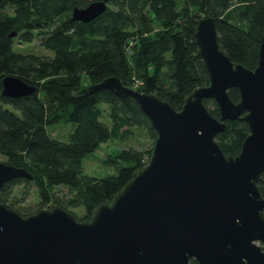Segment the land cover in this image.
Returning <instances> with one entry per match:
<instances>
[{
  "label": "trees",
  "instance_id": "obj_1",
  "mask_svg": "<svg viewBox=\"0 0 264 264\" xmlns=\"http://www.w3.org/2000/svg\"><path fill=\"white\" fill-rule=\"evenodd\" d=\"M90 1L0 0V154L34 174L33 179L5 182L0 201L24 215L33 212H22L10 202L21 182H35L40 208L58 202L72 211L70 206L83 205L82 215L74 213L89 219L151 156L153 146L125 147L108 158L122 164L117 172L97 176L83 171L87 154L103 142L126 139L134 126L146 128L154 142L157 133L132 95L120 97L109 88L81 95L82 85L117 75L132 86L139 78L143 83L138 89L154 91L180 108L196 86L210 81L194 40L197 22L205 13L215 17L220 47L232 60L251 68L259 63L264 0H106L107 10L93 20H72L74 6ZM13 30L16 34L10 35ZM40 34L51 54L15 47L16 40L31 43ZM8 74L36 84L37 90L17 97L3 94L2 79ZM229 94L235 101L241 96L237 87ZM205 102L213 115L221 117L215 99ZM102 104L109 106L110 123L102 117ZM59 121L75 123L69 140L50 134L48 126ZM248 133L246 120L227 119L216 138L227 154H237ZM258 184L264 194V172ZM59 185L67 186L70 195L56 192ZM191 262L200 264L196 259Z\"/></svg>",
  "mask_w": 264,
  "mask_h": 264
},
{
  "label": "water",
  "instance_id": "obj_2",
  "mask_svg": "<svg viewBox=\"0 0 264 264\" xmlns=\"http://www.w3.org/2000/svg\"><path fill=\"white\" fill-rule=\"evenodd\" d=\"M107 8L106 0H91L75 5L71 18L91 21ZM194 40L210 81L196 86L180 108L117 75L81 86V95L99 88L132 95L157 133L151 156L89 219L58 202L24 215L0 201V264H264L258 184L264 172V32L254 68L220 47L209 13L199 18ZM2 82V93L14 97L38 87L17 74ZM231 87L239 89V100L231 98ZM209 97L221 117L210 111ZM236 118L248 122L249 133L237 154H227L216 135ZM16 177L34 174L0 160V187Z\"/></svg>",
  "mask_w": 264,
  "mask_h": 264
},
{
  "label": "rangeland",
  "instance_id": "obj_3",
  "mask_svg": "<svg viewBox=\"0 0 264 264\" xmlns=\"http://www.w3.org/2000/svg\"><path fill=\"white\" fill-rule=\"evenodd\" d=\"M180 1L182 2V0ZM232 19L237 21L236 17ZM15 47L18 50L23 51L47 54L52 53V51L46 48V46L43 44V35L41 34L36 35L31 43H22L19 40H16ZM102 106L105 109L102 117L105 121L110 123V117L108 115L109 106L107 104H102ZM74 128L75 123L73 121H59L48 126L50 134L53 137L61 140H69L70 134ZM133 129V134L127 136L126 139H111L107 142H103L100 148L87 154L83 159V171L97 176H104L111 172H117L122 164L116 162L112 164L111 161L108 160L111 152H118L125 147L146 150L154 145V139L149 135L146 128L134 126ZM0 160H6V157L3 154H0ZM26 189H29V193L25 196ZM56 192L60 193L61 195H70L68 187L64 185L57 186ZM10 202H12L16 208H19L25 213L36 212L39 210L41 207V202L35 182H31L29 184L26 182H21L15 185ZM70 208L78 215H82L85 212L83 205L77 207L70 206ZM261 243L264 247V242Z\"/></svg>",
  "mask_w": 264,
  "mask_h": 264
},
{
  "label": "built area",
  "instance_id": "obj_4",
  "mask_svg": "<svg viewBox=\"0 0 264 264\" xmlns=\"http://www.w3.org/2000/svg\"><path fill=\"white\" fill-rule=\"evenodd\" d=\"M142 83H143V80H141L139 78H134L132 86L138 88Z\"/></svg>",
  "mask_w": 264,
  "mask_h": 264
},
{
  "label": "flooded vegetation",
  "instance_id": "obj_5",
  "mask_svg": "<svg viewBox=\"0 0 264 264\" xmlns=\"http://www.w3.org/2000/svg\"><path fill=\"white\" fill-rule=\"evenodd\" d=\"M15 34H16V33H15ZM15 34H14V35H15Z\"/></svg>",
  "mask_w": 264,
  "mask_h": 264
}]
</instances>
